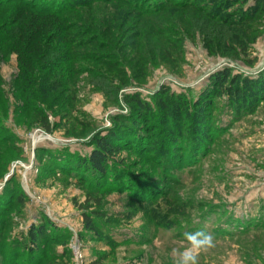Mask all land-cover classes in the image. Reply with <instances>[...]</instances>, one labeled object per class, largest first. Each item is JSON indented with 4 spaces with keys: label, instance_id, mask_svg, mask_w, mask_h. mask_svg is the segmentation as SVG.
I'll list each match as a JSON object with an SVG mask.
<instances>
[{
    "label": "rangeland",
    "instance_id": "1",
    "mask_svg": "<svg viewBox=\"0 0 264 264\" xmlns=\"http://www.w3.org/2000/svg\"><path fill=\"white\" fill-rule=\"evenodd\" d=\"M220 3L77 7L111 50L80 49L95 60H79L76 84L54 106L21 92L18 56L0 48V264L25 261L21 252L11 262L10 242L40 218L60 233L39 264H76L75 243L83 264H180L186 250L196 264H264V90L243 109V98L234 103L213 79L227 69L238 83L262 77L264 17L239 23ZM8 11L0 6V22L16 19ZM81 29H72L76 40L93 39ZM110 134L120 138L126 178L112 183L110 168L100 184L83 162L94 140ZM20 190L25 207L15 195L3 210L2 195ZM97 209L98 238L84 227V211ZM200 232L211 246L187 236Z\"/></svg>",
    "mask_w": 264,
    "mask_h": 264
},
{
    "label": "trees",
    "instance_id": "2",
    "mask_svg": "<svg viewBox=\"0 0 264 264\" xmlns=\"http://www.w3.org/2000/svg\"><path fill=\"white\" fill-rule=\"evenodd\" d=\"M19 1L20 5L18 7H11L10 0L0 1V6L2 4L8 6V14L16 18L0 22V48L5 51L3 53L11 51L18 56L19 77L22 82L21 92L29 94V98L39 101L38 106H41L39 105L41 104L40 100L46 101V103L49 102L51 106H54L66 91L71 92V85L76 84L74 78L79 60H95L92 58L93 55L80 49L94 47L97 50H111L108 45L99 44V37L95 34V30L86 25L85 21H82L81 15H77L76 8L79 6L91 7L98 1L109 2L111 0ZM168 1L164 0V2ZM220 1L218 7L227 6V8L232 9L231 11L234 12V15H232L239 23L245 21L249 24L253 20L259 21V18L264 17V0ZM239 1L241 5L244 4L245 6L238 7L236 3ZM68 13L76 14L75 18ZM79 26L83 28L81 29L84 31L82 35H91L93 39L76 40L73 37L74 32L72 29ZM92 26L94 25L92 24ZM111 61L117 60H108L110 66H112ZM238 78V76L230 78L229 69L221 71L213 77L214 84L221 87L220 93L224 91L231 100H234V103L238 99L237 97L241 96L243 98L238 106L244 109L249 102L248 99L252 98L253 95H257L252 91L259 94L263 93L264 73H262L259 80L244 78L241 83H238ZM226 83H229L228 87H224ZM131 101H134L139 107L150 109L149 105L142 103L138 97L132 98ZM179 103L182 104L180 101ZM41 109L43 108L40 107L38 110V116L42 126L47 132H50L51 125L48 121V115ZM120 150V138L116 134L98 136L94 140V149L88 160L83 163L87 166L88 171L93 174L95 182L101 184L110 168L113 172V177L111 176L110 180L112 183L114 179L126 178L125 173L122 171L125 168L124 162L117 159ZM122 182L121 184H123ZM15 195L16 200L19 202L18 206L25 207L26 195L20 190L18 194H10L12 198L8 197L7 199L6 194L2 195L1 205L3 210H9L10 199L13 200ZM4 199L7 200L3 201ZM98 204H100L99 200ZM22 215H24V211L21 208L20 216ZM102 217H104V214L98 209L90 213L84 211V227L93 231L97 238L102 235L101 226L97 222ZM56 232L60 233L53 222L46 218H40L27 231H20L18 238H14L10 242L11 262H18V255L22 252L26 255L22 264H39L41 257L44 256L42 250L47 249L48 240H53L55 237L52 236Z\"/></svg>",
    "mask_w": 264,
    "mask_h": 264
},
{
    "label": "clouds",
    "instance_id": "3",
    "mask_svg": "<svg viewBox=\"0 0 264 264\" xmlns=\"http://www.w3.org/2000/svg\"><path fill=\"white\" fill-rule=\"evenodd\" d=\"M197 236L199 238L197 246H211L212 237L204 232H200L197 234H187L190 236ZM181 262L180 264H196V256L191 250H186L181 254Z\"/></svg>",
    "mask_w": 264,
    "mask_h": 264
},
{
    "label": "built area",
    "instance_id": "4",
    "mask_svg": "<svg viewBox=\"0 0 264 264\" xmlns=\"http://www.w3.org/2000/svg\"><path fill=\"white\" fill-rule=\"evenodd\" d=\"M72 249L74 252V256L76 258V264H83L84 257H83V254L81 252V246L78 245L77 243H75V244H72Z\"/></svg>",
    "mask_w": 264,
    "mask_h": 264
}]
</instances>
